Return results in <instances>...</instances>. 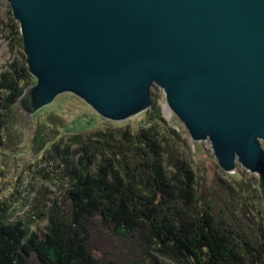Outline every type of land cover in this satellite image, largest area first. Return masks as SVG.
<instances>
[{
	"label": "water",
	"instance_id": "obj_1",
	"mask_svg": "<svg viewBox=\"0 0 264 264\" xmlns=\"http://www.w3.org/2000/svg\"><path fill=\"white\" fill-rule=\"evenodd\" d=\"M28 73L30 118L64 94L122 122L154 88L218 167L257 176L264 207V0H2Z\"/></svg>",
	"mask_w": 264,
	"mask_h": 264
},
{
	"label": "trees",
	"instance_id": "obj_2",
	"mask_svg": "<svg viewBox=\"0 0 264 264\" xmlns=\"http://www.w3.org/2000/svg\"><path fill=\"white\" fill-rule=\"evenodd\" d=\"M9 21L11 43L22 48L19 26L11 12ZM33 82L25 57L22 62H14L0 73V198L9 188L4 185L14 175L21 177L24 167L33 169L35 177L37 174L46 175L45 178L54 181L57 187L65 185L68 203L62 210L64 213L60 212L56 199L50 201L52 207L49 209V203H41L44 200L42 189L35 194L39 199H31L35 184L29 189L24 186V196H20L24 189L20 191L16 187L10 196L1 198L19 206L9 210L8 204L0 201V264H157L156 256L171 264H264V215H256L262 212L256 180L252 181L243 170L237 174L240 180H233L232 188L219 180L232 198L239 197L241 206L227 208L229 202L221 200L219 206L225 213L218 212L215 216L207 210L198 215V181L190 165L172 158L171 150L167 152L163 145L160 124L167 122L160 116L155 96L152 106L145 112L143 124L135 131L123 132L121 140L124 139V144L116 140L111 131L70 137L67 149L81 145V158L75 162L69 151H63L61 155V140L45 134L43 129L48 123L38 120L40 112L27 118L18 110L19 96L24 87ZM71 99L77 101L72 96ZM11 119L14 120L12 123ZM17 119L19 121L15 122ZM28 121L32 123L27 128L19 124H28ZM76 123L79 127L89 125V122ZM60 130L59 127L55 131L59 134ZM168 132L175 134L169 129ZM27 133L28 140L20 143L26 146L23 153L14 139ZM113 141L126 151L135 149L142 161L141 168H129L115 157H101V146L105 144L111 153ZM129 142L134 147L127 144ZM88 147L93 152H88ZM163 155L167 160L165 166ZM43 163L53 169L48 173L36 168ZM169 167L176 172L170 174ZM204 204L209 207V202L204 201ZM28 207L33 211L30 215L41 223L45 222L44 233L36 227L30 231L34 222L30 217L22 219L14 215L24 208L28 210ZM250 207L256 212L255 215L252 212L251 227L244 224L243 216L247 210L251 211ZM101 233L110 240L111 250L103 260H98L94 255V241ZM136 242L138 248L133 246ZM121 244L126 250L142 249L141 258L132 261L122 257L116 259L113 249L115 245L119 249Z\"/></svg>",
	"mask_w": 264,
	"mask_h": 264
},
{
	"label": "rangeland",
	"instance_id": "obj_3",
	"mask_svg": "<svg viewBox=\"0 0 264 264\" xmlns=\"http://www.w3.org/2000/svg\"><path fill=\"white\" fill-rule=\"evenodd\" d=\"M10 12L11 11H10L9 5L6 2L0 0V73L3 71H6V69L9 67L10 64L14 62H22L23 58L25 57L23 54L22 48L12 45L11 43L9 29H8L9 23H10L9 21ZM19 36H20V32H19ZM153 91L155 95L154 99L156 101V106L160 110V116L163 119H165V121L167 122L166 124H162V123L160 124L162 134H164L163 145L165 146L167 152L171 150L170 154L172 158L173 157L177 158L190 165L191 171L195 174L196 180L198 181V185H197L198 202L196 206V211L198 212V215L207 210H209V212L215 216L217 215L216 213L218 212L225 213L226 211L219 206V204H221V200L225 202H229L227 205V208L232 207L233 205L240 207L242 204L241 203L242 201L238 199L239 197L232 198L231 195L228 194V190L226 189V187H224V185L222 183H219L218 181L220 180L232 188L233 187L232 184L234 182L233 180H238L237 174L238 172H241L242 170L246 173L248 177H251L252 181L254 180L257 181V176L247 172L246 170L242 169L240 166H238L237 169L234 170L233 172L224 173L218 167L217 162L215 158L213 157L209 142L208 141H201V142L192 141L189 135L187 134L183 124L179 122V120L175 117V115L167 107L165 103V97H164L162 90L159 88H154ZM71 96L72 95L70 94H64V95L57 97L51 105H48L44 107L43 109L39 110L38 111L40 112L39 117L38 116L37 117L39 118L38 120H44L48 123L46 124L47 127H44L43 129L45 131V134L48 135V137L51 138L52 136H56L58 140H61L62 142L60 146L61 155L63 151L64 152L69 151L71 158L75 162H78L79 159L81 158L82 152H81V149H79L81 145L80 147L73 145L70 149H67V143L68 145L70 143L69 138L74 136V134H82L83 136H87V135H92V133H94L95 131H101V130L105 132L111 131L115 133L116 140H120V142L124 144V141H123L124 139L121 140V138H123L122 137L123 132L124 131H129V132L135 131L137 126L143 124L144 120L146 119V113H145L146 111H145L122 122H111V121L100 118L98 115L97 117H95L93 115L94 112L83 101L72 96L77 99V101L76 100L73 101L71 99ZM36 113L34 115H36ZM34 115H32L31 117H33ZM12 121L14 120L11 119L10 122L12 123ZM17 121L19 120L18 119L15 120V122ZM77 121L79 122V125H83L85 124V122H89V125L88 126L86 125V127L80 126V127H85L83 129L82 128L80 129L79 126H76ZM14 123L12 125L11 133L14 131ZM30 123L32 122L28 121V124L26 122H22L19 124L27 128V126L31 125ZM59 127L61 128V130H60V133L58 134V132H56L55 130L56 129L59 130ZM20 129L21 128H15V130H20ZM168 129L174 131L175 134L169 133ZM25 139L28 140V133L24 137L16 136L14 139V142L16 144H19V148H22L21 149L22 152L26 148V146L20 143H22L23 140ZM127 144H130L131 147H134L132 142H129ZM139 146L140 145H138V147ZM112 147L113 148L111 150V153H112L111 154L109 151H107V146L103 144L101 146V148H103V150L101 151L102 153L101 157H104L107 159L115 157V159H117V161L120 162V164L126 163L129 168L137 167V166L140 167L141 165L140 162L142 161H141V158L137 156V151H135V149L130 150V152L126 151L123 148H120L119 146L115 145L114 141L112 143ZM24 152H26V150ZM88 152H93V149L91 147H88ZM2 158L6 159L5 157H2ZM165 160L166 158L163 155L162 156L163 166H165L167 162V160L166 162H164ZM39 167L41 168V170H44L45 172H48V173L53 169V166L46 167L45 163L38 164V166L36 165L37 169ZM23 169L24 170H23V173L21 174L22 175L21 177H19L20 175H14L8 180L7 185H4V186H9V188L8 190L4 192V194H2L1 198L4 199L10 196L11 195L10 193L16 187L20 188V191H22L24 189V186H27V188L29 189V186L31 184H35L36 188L34 189V193L31 195V199L38 198L37 195H35L36 191L42 189L44 192L41 196L44 197V200H41V203H49L48 207L50 209L52 207V203L50 201L56 199L57 203H59L61 207L60 212L64 213L65 211H62V210H64L65 204L68 203L67 198H66L67 197L66 196V193H67L66 186L59 185L57 187L56 185L58 184H56L54 181L46 179L45 178L46 175L41 174L39 176L37 174L36 175L37 177H35L34 173H32L34 171L33 169L27 170L24 167ZM169 169H170L169 171L170 174H174L176 172L175 169H172L171 167H169ZM57 181L59 182V180ZM255 187L257 189V186ZM25 192L26 190L24 189L21 192L20 196H24ZM230 193H233V192H230ZM1 198H0V201L2 202L5 201V200H1ZM36 201L38 202V200ZM204 201H206V203L209 202L208 204L209 207H207L206 204H204ZM6 203L8 204L7 207H9L8 208L9 210L10 209L12 210L13 208L19 206L18 203H12V201L11 202L8 201ZM216 203H218L217 206L215 205ZM48 207L46 208V212L48 211ZM250 208H251V211L247 210L246 212L243 213V216L245 218L244 224L246 226L251 227L253 226L252 212L254 215L256 214V212L252 209V207ZM237 211H239L238 208H237ZM30 212H33L32 209L29 208L27 210V208H24L21 212L16 211L14 215L21 216L22 219H27V217H30L31 220L34 221L31 224L30 231H32L36 227V228L41 229V233H44V229L46 226L45 222L41 223L40 221H37L33 215H30ZM256 215L257 216L264 215L263 205H262V212L260 211ZM256 235H257V232H255V236ZM94 244L96 246V251L94 255L96 256L98 260H103L105 254H107L109 250H111L110 240H107L104 234L101 233L97 236V239L94 241ZM137 244L138 242H136L133 246H137L138 248ZM141 250L142 249H140L139 251V249H135V248H129L128 250H126L123 244H121L120 248L118 249V247L115 245V250L113 249L114 251L113 256H116V259H119L122 257V258H126L132 261L133 259L141 258V253H140ZM150 251H151V254L153 255L154 254L153 251L152 250ZM156 261H157V264H171L169 261L159 256H156ZM122 262L125 263L126 261L122 259Z\"/></svg>",
	"mask_w": 264,
	"mask_h": 264
},
{
	"label": "bare ground",
	"instance_id": "obj_4",
	"mask_svg": "<svg viewBox=\"0 0 264 264\" xmlns=\"http://www.w3.org/2000/svg\"><path fill=\"white\" fill-rule=\"evenodd\" d=\"M70 95H72V94H70ZM72 96H73V95H72ZM101 236H102V235H101ZM101 236H100V237H101ZM104 236H105V235H104ZM102 237H103V236H102Z\"/></svg>",
	"mask_w": 264,
	"mask_h": 264
}]
</instances>
